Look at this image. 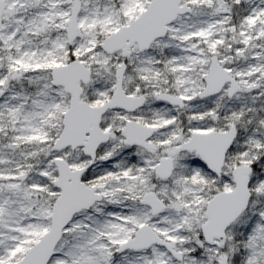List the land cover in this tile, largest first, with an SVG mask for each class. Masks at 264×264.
Masks as SVG:
<instances>
[{
  "label": "snow or ice",
  "instance_id": "snow-or-ice-1",
  "mask_svg": "<svg viewBox=\"0 0 264 264\" xmlns=\"http://www.w3.org/2000/svg\"><path fill=\"white\" fill-rule=\"evenodd\" d=\"M0 264H264V0H0Z\"/></svg>",
  "mask_w": 264,
  "mask_h": 264
}]
</instances>
